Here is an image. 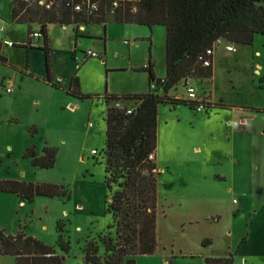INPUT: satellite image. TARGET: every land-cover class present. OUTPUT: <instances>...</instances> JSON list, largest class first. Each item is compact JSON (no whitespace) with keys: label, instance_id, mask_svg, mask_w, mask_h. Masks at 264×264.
Masks as SVG:
<instances>
[{"label":"rangeland","instance_id":"rangeland-1","mask_svg":"<svg viewBox=\"0 0 264 264\" xmlns=\"http://www.w3.org/2000/svg\"><path fill=\"white\" fill-rule=\"evenodd\" d=\"M12 7L13 0H0V26L6 29H0V42H16L1 44L8 63H0V179L64 184L71 196L38 195L22 203L16 193L0 191V227L11 234L22 230L63 253L57 245L60 221L70 244L65 263L86 264L87 238L114 235L108 228L112 193L105 185V95L148 91V72L140 68L149 57L156 76L165 74L166 28L109 22L102 59L85 55L91 41L84 39L76 74L89 97L78 98L49 83L39 48L32 51L27 73L29 52L18 41L28 40L29 25L13 21ZM31 25L40 30L39 23ZM49 28L61 45L73 46L65 35L70 26ZM225 44L236 51H227ZM63 51L64 76L71 55ZM213 65L212 79L193 75L189 82L208 101L223 99L228 107L206 111L165 103L159 108V245L153 254H138L137 264H203L202 256L231 253L232 264H242L235 251L253 230L264 247V34H256L252 45H217ZM171 93L185 98L187 87L181 81ZM242 116L248 121L242 123ZM45 145L57 149L51 168L37 167L26 156L28 147L41 155ZM204 238L210 243L203 244ZM0 264H16L15 257L3 255Z\"/></svg>","mask_w":264,"mask_h":264},{"label":"trees","instance_id":"trees-1","mask_svg":"<svg viewBox=\"0 0 264 264\" xmlns=\"http://www.w3.org/2000/svg\"><path fill=\"white\" fill-rule=\"evenodd\" d=\"M89 1L95 8L88 9ZM78 3L84 6L82 10L76 9ZM12 15L14 21L29 25L28 42L18 45L27 49L32 47L30 41L34 31L31 23L40 24L37 32L41 33L39 38H43L39 48L45 52L47 80L56 88L61 85L52 75L48 24L78 26L81 22H115L166 28L165 75L156 76L149 57L144 69L149 73V91L105 95V185L112 193L108 211L113 223L108 228L114 229V235L99 233L96 239L87 238L83 247L86 264H137L138 254H153L159 245L157 221L161 172L156 161L159 108L161 104L169 103L173 107L184 104L198 109L201 101L206 111L212 107H228L223 99L210 102L199 94L201 101L191 100L171 92L181 81L187 86L193 75L203 79L214 75L217 39L252 45L256 34H264V0H53L50 8L38 2L13 0ZM211 48L214 53L209 55ZM205 58L212 60L210 65L204 64ZM0 63H8V57L1 54V42ZM65 91L78 98L89 97L81 91L76 73ZM26 156L31 157L37 167L51 168L56 163L57 149L45 145L38 155L34 146L28 147ZM0 191L16 193L21 201H33L38 195L71 196L64 184L9 178L0 179ZM58 231L57 245L63 253L22 230L11 234L0 227V257L12 255L16 264H66L64 253L69 252L70 244L64 239L60 221ZM244 241L245 237L242 238ZM208 243L210 240L205 238L203 244ZM233 261L232 253L226 257L204 258V264H232Z\"/></svg>","mask_w":264,"mask_h":264},{"label":"crops","instance_id":"crops-1","mask_svg":"<svg viewBox=\"0 0 264 264\" xmlns=\"http://www.w3.org/2000/svg\"><path fill=\"white\" fill-rule=\"evenodd\" d=\"M12 19H13V15H12ZM13 21H14V19H13ZM14 22L17 23L16 21H14ZM49 25H51V24H48V26H47V33H48L49 47H50V52H51L50 54H51V62H52V75H53L54 80L61 85V88H59V89L65 90L67 87L70 86L72 76L76 73V70H77L76 68L78 67V65H81L78 62V58H77L78 45L82 44L84 39L90 40L91 42H89V49L88 50L98 52L100 54L99 58L102 59L103 56L106 54V50L108 49V42L106 41L108 35H106V33H107V31L110 32L111 26L109 25V22L108 23H103V22H101V23L100 22L83 23V22H81L78 26L75 24L67 25V27L70 26V32L65 33V35L67 36L66 41H69L68 42L69 44H71V42L74 41V44H73V46L72 45L67 46L68 44L64 46V45H61L59 43L58 39L51 36ZM0 29L3 31L6 30L5 27H3V26H0ZM62 29L66 30L67 28H62ZM10 30H15V27L12 26ZM76 31L78 33H76ZM5 41H11V40L4 39V41L2 40L1 44H3ZM12 42H13L12 45H10V44H7V45L15 46L16 42H14V41H12ZM18 42H19V44H25L28 42V40L27 41L21 40ZM30 45L32 47L27 49V51L29 52V56H30L29 63H28L29 66L27 68V73H31L30 72V70H31L30 62H31L32 51L41 47L43 45V43H39V42L34 43L33 38H31ZM36 46H38V47H36ZM64 49H68V52L70 53L71 58L69 57L68 60H66V61H70V64L67 67H65L66 71H65L64 76H63L62 74H63L64 67H63V64H62L59 57L62 53H67L66 51H63ZM39 50L42 51V53H43L42 55H44V58H45V52L43 51V49L39 48ZM85 52H87V51H85ZM1 54L5 55L4 53H2V50H1ZM214 55H215V53H214ZM45 64H46V58H45ZM146 66L147 65H144L140 69L144 70ZM163 76H157V77H163ZM46 78H47V67H46ZM64 79H65V81H64ZM199 79H203V78H199ZM204 79H212V77L211 78H204ZM62 80H63V83H60L59 81H62ZM261 80H264V76L262 77ZM148 86L150 89L149 73H148ZM80 87H81V83H80ZM136 92H139V91H136ZM142 92H146V91H142ZM127 93H133V92H127ZM218 109H220V108H218ZM246 120L248 121V117H246V116H242L240 118V121L242 123H245ZM21 202L23 203L24 201H21ZM255 233H256V231L253 230L250 233L249 237L244 236L245 241L242 242V240H241V242L238 244V247L235 251V253H237L239 256L240 255L242 256L241 257L243 260L242 264H263L259 261H264V260H262V259H264L263 258L264 257V247H262L261 243H259L258 240H256L254 238ZM205 257L206 256H202L203 264H204V258ZM234 261H235V258H234Z\"/></svg>","mask_w":264,"mask_h":264},{"label":"built area","instance_id":"built-area-1","mask_svg":"<svg viewBox=\"0 0 264 264\" xmlns=\"http://www.w3.org/2000/svg\"><path fill=\"white\" fill-rule=\"evenodd\" d=\"M25 1L38 2L39 4L44 5L47 8H50L52 6V4H53V0H25ZM114 5L115 6L117 5L116 1L114 2ZM75 7H76L77 10H82L84 6L82 4H80V3H78V4L75 5ZM92 8H95V5L93 4V2L89 1L88 9H92ZM61 26H62V28H66L67 27V25H65V24H63ZM32 36L33 37H41V33L37 32V31H34L32 33ZM5 42H6V44H10V45L13 44L12 41H5ZM223 42H224V40L222 41V39H217L215 43H216V45L217 44L220 45ZM225 48L228 51H236V48H235V46L233 44H225ZM213 53H214V49L213 48L208 50V54L209 55H211ZM86 56L99 57L100 54L98 52H96V51L88 50L86 52ZM211 62H212V60L210 58H205L204 59V64L205 65H210ZM186 87H187V95H186L187 98H189L191 100H200L201 101V97L199 96V94L197 92V89H196V87L194 85L189 83ZM7 90L8 91H12L11 88H7ZM202 108H204V103L201 101L200 104L198 105V109H202ZM128 111L132 112L131 109H129ZM93 152H96V151L94 150Z\"/></svg>","mask_w":264,"mask_h":264}]
</instances>
